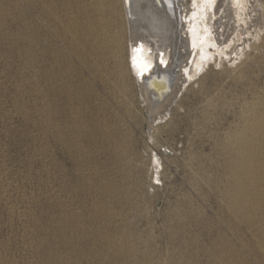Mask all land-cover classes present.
<instances>
[{
	"label": "rangeland",
	"instance_id": "obj_1",
	"mask_svg": "<svg viewBox=\"0 0 264 264\" xmlns=\"http://www.w3.org/2000/svg\"><path fill=\"white\" fill-rule=\"evenodd\" d=\"M47 1L56 20L44 25L43 0H0V264H264L263 176L253 217L235 222L224 202L233 150L223 146L264 109V29L256 50L233 63L243 36L218 50L208 16L204 77L185 81L151 124L135 71L126 93L79 65L70 36L53 32L67 19L75 28L74 0ZM43 36L57 57L43 51ZM93 112L104 128L96 138ZM102 134L126 147L122 159ZM110 180L122 194L104 191Z\"/></svg>",
	"mask_w": 264,
	"mask_h": 264
},
{
	"label": "bare ground",
	"instance_id": "obj_2",
	"mask_svg": "<svg viewBox=\"0 0 264 264\" xmlns=\"http://www.w3.org/2000/svg\"><path fill=\"white\" fill-rule=\"evenodd\" d=\"M61 1L63 4H68L70 2L69 0ZM72 2H74V10L71 9V11L73 10L72 21L75 23V28L72 30L69 27L71 21L68 25L67 19V23H60L59 25L54 24L53 32L55 30L56 33L61 36H70L68 48L73 50L79 65L86 66L95 76H100L105 81L111 82L115 87L119 88L121 92H126L125 90L128 89V77L131 75L132 71H135V83L139 86L141 97L146 103L148 120L151 124L155 122L156 118H160L165 110L167 111L174 98L177 97L185 81H189L190 78L198 74H201L200 79L204 77L203 67L207 62V55L205 52L208 41L210 40L207 34H205L207 21H209L208 16H211V14L213 15L214 25L210 34L212 35V39L216 41L217 44L215 47H217L218 50L226 51L227 44L232 41L237 42L240 36H243L241 44L235 47V51H233V54L231 53L229 57V61L233 63L240 58L246 59L248 51L256 50L258 41L261 38L260 34L264 29V0H97L96 2L94 0V2L91 1L89 3L86 2V0H74ZM51 6L47 0H43L44 25L45 23L51 24L52 21L55 22L56 20V14L52 12ZM58 18L61 19L60 17ZM58 22H60V20ZM48 24L46 25L48 26ZM127 37L130 38V46L132 48L130 54L132 57L128 62L125 60L124 56V43ZM57 38L59 39L60 37ZM44 39L45 37L43 36V51L45 52V50L49 49V51L57 57L61 51L46 45L47 43H44ZM215 47H213L214 51ZM211 49L212 47L210 46V50ZM52 59L54 60L53 56ZM235 67H238V65L236 64ZM47 73L48 71L46 74ZM77 77L80 81L82 79L81 73L77 72ZM50 92H52V90ZM62 93L65 92H61L60 95H62ZM67 95L71 96L69 94ZM77 100H80V98ZM71 101H73L72 98ZM131 102L132 101H130V103ZM260 102L261 101H259V103ZM254 104L257 105V103ZM252 106L251 104V107ZM256 108L257 107H255V109ZM51 110V108L47 110L49 111L47 113L48 115L53 113ZM64 111V108L62 110L59 109L58 113L64 116ZM256 112L251 119L248 115L249 120L246 121L247 123L245 126L242 125L243 127H240V129L245 127V130H241L242 132L238 130L240 131L239 133L234 132L235 134L233 133V135L228 138L226 146L223 145L226 147V150L228 146L233 150V158L231 157V159H229L227 165L233 180L230 183L229 189L226 190V194H224V202L226 204L225 210L228 209L231 214L235 215V222H237V220L244 222L251 220L253 214L251 216L248 214V208L256 205V203L258 205L259 203V201H254L251 198L261 193L258 183H256L255 176L261 173L262 175L260 174L261 176H259L261 178L263 176L262 179H264V151L260 152V149L258 151L257 147H261V145L264 146V109L257 115ZM91 117L93 124L91 125L92 136L96 138L101 129L99 128V118L96 112H93ZM45 123L47 124V122ZM60 133H62V131H60ZM89 134L91 133L89 132ZM61 137L62 136L58 137L60 140L59 143L61 142L64 145L66 143L64 142L65 139ZM103 138L106 137L103 136L102 139ZM105 142L108 148L122 149L120 152L122 155L119 154L118 156L119 159L125 156L122 151H125L126 147L122 148L123 145H121V141L117 137H111L110 135V137H107L106 141L103 139V143ZM96 143L97 142H95V144ZM75 145V147H77L78 144L75 143ZM78 148V150H80V147ZM74 150L77 151L76 149ZM228 155L229 154H227V156ZM226 159H228V157ZM119 162L121 163V161ZM110 182L109 185H104L106 187L104 191L107 192V194L111 193L112 196H110L114 198L115 195L113 193H123L121 185L113 180H110ZM116 213L118 214V211ZM120 213L121 212H119L118 215H120ZM227 219L228 217L226 220ZM129 247L131 248L132 246L129 245ZM119 254L116 256L119 257ZM124 258L125 256L123 257V261ZM218 258L220 259L221 256ZM120 261L122 262V260ZM128 263H130V260Z\"/></svg>",
	"mask_w": 264,
	"mask_h": 264
}]
</instances>
